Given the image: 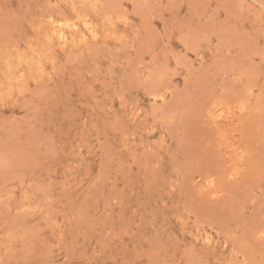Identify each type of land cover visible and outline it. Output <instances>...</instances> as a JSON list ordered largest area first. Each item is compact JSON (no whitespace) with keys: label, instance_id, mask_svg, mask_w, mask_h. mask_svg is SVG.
I'll use <instances>...</instances> for the list:
<instances>
[{"label":"rangeland","instance_id":"rangeland-1","mask_svg":"<svg viewBox=\"0 0 264 264\" xmlns=\"http://www.w3.org/2000/svg\"><path fill=\"white\" fill-rule=\"evenodd\" d=\"M0 264H264V0H0Z\"/></svg>","mask_w":264,"mask_h":264},{"label":"bare ground","instance_id":"bare-ground-1","mask_svg":"<svg viewBox=\"0 0 264 264\" xmlns=\"http://www.w3.org/2000/svg\"><path fill=\"white\" fill-rule=\"evenodd\" d=\"M85 21H86V19H85ZM85 21H84V22H85ZM56 22H57V21H56ZM56 22H55L54 24H56ZM68 23H69V22H68ZM71 23H72V22H71ZM60 24H61V23H59V25H60ZM86 24H87V22L84 23V25H86ZM65 25H66V24H65ZM67 25H68V24H67ZM75 26H76V25H75ZM75 26H74V27H75ZM87 26H88V24H87ZM90 27H91V26H90ZM76 28H77V27H76ZM75 31H76V29H75ZM91 31H92V30H91ZM60 33H61V32H60ZM54 34H55V33H54ZM54 34H53V35H54ZM58 35H60V34H58ZM48 37H49V36H48ZM59 37H60V36H59ZM54 38H55V37H54ZM61 38H62V37H61ZM47 39H48V38H47ZM48 40H50V39H48ZM54 40H55V39H54ZM61 40H62V39H61ZM78 40H79V39H78ZM66 41H68V40H66ZM82 41H83V40H82ZM69 42H70V41H69ZM54 43H55V42H54ZM71 43H72V42H71ZM74 43H75V42H74ZM74 43H73V44H74ZM64 44H65V43H64ZM73 44H72V45H73ZM77 44H78V43H77ZM63 46H64V45H63ZM36 50H37V49H36ZM34 53H35V52H34ZM36 54H37V53H36ZM19 55H20V54H19ZM21 56H22V54H21ZM37 56H39V55L37 54ZM38 58H39V57H38ZM42 58H43V56H42ZM42 58H39V59L42 60ZM17 59H19V57H17ZM6 60H7V59H6ZM6 62H7V61H6ZM7 65H8V64H7ZM39 65L41 66V64H39ZM39 65H38V66H39ZM15 69H16V68H15ZM22 70H23V69H22ZM20 74H21V73H20ZM21 75H22V74H21ZM36 76H37V75H36ZM20 78H21V77H20ZM22 84H23V83H22ZM8 85H9V84H8ZM23 87H24V85H23ZM18 88H19V87H18ZM16 89H17V88H16ZM18 90H19V89H18ZM20 92H21V91H20ZM12 95H13V94H12ZM1 101H2V100H1Z\"/></svg>","mask_w":264,"mask_h":264}]
</instances>
